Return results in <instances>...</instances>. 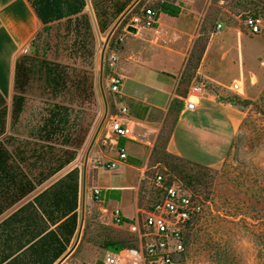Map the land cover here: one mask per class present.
Here are the masks:
<instances>
[{"label":"rangeland","instance_id":"rangeland-1","mask_svg":"<svg viewBox=\"0 0 264 264\" xmlns=\"http://www.w3.org/2000/svg\"><path fill=\"white\" fill-rule=\"evenodd\" d=\"M172 1L180 8L179 15L192 20L196 24L195 33L200 34L195 43L189 45L184 80L191 84L198 69L205 67L213 76V80L206 79L208 88L218 102L233 112L237 133L221 164L215 167L192 165L170 148L172 124L179 104L174 102L171 116L162 132L156 135L149 157L147 173L150 179L145 181L143 195L145 207L151 208L160 197V189L153 181L157 173L180 181L193 198L204 204L205 211L187 225L186 248L179 255V264H264V0ZM99 2L102 8L110 6L108 12L113 14V3L109 0ZM146 6L159 7L157 2ZM138 10L139 7L128 17ZM248 15L262 19L258 34H252L246 26ZM219 23L223 24L221 30L217 28ZM64 26L63 22L53 23L50 32L45 38L40 37L37 44H44L49 60L69 67L68 84L60 93L52 92L43 86L41 78L33 79L31 73V82L25 86L26 110L16 132L23 136L28 134L30 127L39 120L45 102L52 100L72 106L76 110L74 113L81 116L75 139L83 142L75 164L81 171L79 210L84 214V222L77 245L63 264H99L105 249L116 252L123 246L134 245L137 240L136 235L101 218L96 213L98 208L87 200L90 191L86 177L90 185L94 166L100 162L104 164L103 156L117 150L113 148L116 136L111 122L112 115L119 110L106 82L105 62L103 84L107 109L100 87L102 51L108 32L101 34L96 42V59L91 67V59L85 51L81 55L77 53L79 49L71 51L74 35L67 33ZM120 28L121 24L116 32ZM82 38L91 42L87 35ZM235 81L240 82L241 91L231 89ZM99 127L87 162L83 208L85 156ZM78 234L79 229L69 249L76 243Z\"/></svg>","mask_w":264,"mask_h":264},{"label":"crops","instance_id":"crops-1","mask_svg":"<svg viewBox=\"0 0 264 264\" xmlns=\"http://www.w3.org/2000/svg\"><path fill=\"white\" fill-rule=\"evenodd\" d=\"M135 1L118 0L115 3L109 0L113 5L118 4L119 7L125 5L124 11L118 17H114V14L108 12L110 6L102 8L99 0H85V6L81 12L54 19L45 24L37 12L34 0H0V93L8 106L7 134L21 135L16 132V129L26 110L25 86L31 82V73H33V79L41 78L43 86L52 92L57 90L56 93H60L68 84L69 67L49 60L44 44H37L40 37L45 38L50 32L51 25L57 22L65 23L66 32L74 35L71 51L79 49L77 52L79 55L85 51V55L91 59V67H94L96 42H99L100 35L109 33L118 18ZM163 1L176 4L172 0H139L125 18L138 7V12L134 14H142L145 8H149L146 5L151 2H157L159 5ZM141 3L144 4L141 5ZM150 8L155 10L158 16L154 26L132 33L126 30L124 18L120 23L121 28L116 32L120 25L117 26L115 34H112L114 37L111 36V41L109 40L110 43L108 42L105 49V65L106 56L116 53L118 62L115 70L123 77L120 92H111L114 94V102L118 110L121 106L127 108L124 114L120 111L114 113L112 119L119 117L125 125L132 128L130 137H119L114 133L116 138L113 139V148L116 147L117 150L111 155L103 156L104 164L100 162L94 166L95 174L90 179V185L86 177L90 191L87 200L98 208L96 213L106 221L113 222L116 210H120L122 216L127 219L141 221L145 212L150 209L145 207L143 196L145 181L150 179L147 173L148 161L156 135L162 132L171 116L169 113L174 102L178 101L179 104L172 124L170 148L176 155L192 165L215 167L221 164L227 157L237 133V120L233 112L216 100L212 89L206 90L194 110L186 108V96L190 87L199 80H213V76L205 67L198 69L191 84L184 80L189 45L191 42L195 43L200 36L199 33H195L196 24L182 15L172 16L161 11L159 7ZM80 35L89 36L91 44ZM32 60H35L33 65ZM106 82L108 85L107 77ZM21 97L25 101L24 110L19 121L13 125V103L15 98ZM9 102H12L11 106ZM58 103L72 108L74 117H81L74 113L76 110L72 106ZM79 124L80 122L74 128V136L78 135ZM75 142V148L78 150L75 160L22 199H19L18 195L15 197L12 186L9 190L4 187L0 170V223L69 170L79 168L75 163L83 140L75 139ZM79 142L81 144H78ZM120 148L126 149L127 157L119 161L116 169H107L105 165L117 159ZM83 179L84 201V197L86 199L85 177ZM80 188L81 171L79 205ZM94 188L100 190L98 198L93 194ZM79 205L77 230H80L84 215L79 210ZM85 212L87 219L88 210ZM76 233L77 231L74 237ZM89 243L92 244V242ZM11 245L13 247L14 242ZM69 247L64 254L71 249ZM104 251L105 254L109 253L106 249ZM19 252L12 254L8 260ZM0 256H2L1 251Z\"/></svg>","mask_w":264,"mask_h":264},{"label":"trees","instance_id":"trees-1","mask_svg":"<svg viewBox=\"0 0 264 264\" xmlns=\"http://www.w3.org/2000/svg\"><path fill=\"white\" fill-rule=\"evenodd\" d=\"M34 4L47 24L81 12L85 0H34ZM159 8L172 16L180 14L179 6L168 1L161 2ZM124 9L125 5L115 4L114 17ZM23 99L14 100L13 125L24 110ZM72 110L58 102H46L26 136L7 134L8 106L0 93V137L4 135L0 170L4 187L9 190L12 186L15 197L27 196L75 160L74 128L79 118ZM79 179L78 167L69 170L0 223V264H55L64 255L78 228ZM17 251L19 254L8 260Z\"/></svg>","mask_w":264,"mask_h":264},{"label":"built area","instance_id":"built-area-1","mask_svg":"<svg viewBox=\"0 0 264 264\" xmlns=\"http://www.w3.org/2000/svg\"><path fill=\"white\" fill-rule=\"evenodd\" d=\"M192 1V0H182ZM158 16L155 10L145 8L142 14H133L126 17L124 25L133 26L137 30L150 28L157 22ZM245 24L252 34H258L262 28V19L258 16L248 15ZM223 27L222 23L217 24L218 30ZM118 62L116 53L106 56V67L108 70L107 81L111 92L119 93L123 83V77L116 72ZM208 82L199 80L194 83L186 96V108L194 110L200 99L208 90ZM231 89L241 91L240 82L231 84ZM121 114L127 112L125 106L119 108ZM112 131L119 137H130L132 128L125 125L119 117L111 122ZM127 157L125 148H120L116 160L108 162L107 169H116L120 160ZM153 181L160 189V197L145 212L143 220L127 219L122 216L120 210L114 212V225L127 230L137 236L134 245H126L116 252L106 253L99 264H179V255L185 252V233L187 225L193 218L204 213V204L193 198L190 191L177 180L167 178L161 173L154 176ZM99 188L93 189V194L98 198ZM81 264H90L83 262Z\"/></svg>","mask_w":264,"mask_h":264},{"label":"water","instance_id":"water-1","mask_svg":"<svg viewBox=\"0 0 264 264\" xmlns=\"http://www.w3.org/2000/svg\"><path fill=\"white\" fill-rule=\"evenodd\" d=\"M139 0H136L119 18L118 20L116 21V23L114 24V26L112 27V29L110 30V32L108 33L107 35V38H106V42L104 43V48H103V51H102V63H101V78H100V84H101V90H102V93H103V97H104V100H105V105H106V109L108 108V103H107V99H106V94H105V90H104V85H103V70H104V55H105V49H106V46L112 36V34L114 33L115 29L117 28L118 25H120V23L123 21V19L125 18V16L128 14V12L132 9V7L138 2ZM127 31L129 32H132V33H136L138 30L137 28L133 27V26H128L127 27ZM101 127V126H100ZM100 127L99 129L97 130V133L94 137V139L92 140L88 150H87V153H86V156H85V165H84V170H83V174H84V177H85V174H86V171H87V162H88V158H89V154H90V151L95 143V140L97 138V135L99 133V130H100ZM85 202H86V199L84 197V201H83V208L85 207ZM83 218H84V215L82 216V222L80 224V230H79V234H78V238L76 240V243L74 244V246L66 253L64 254L55 264H63V262L68 258V256L72 253V251L75 249L76 245H77V242L79 240V237H80V233H81V229L83 227Z\"/></svg>","mask_w":264,"mask_h":264}]
</instances>
